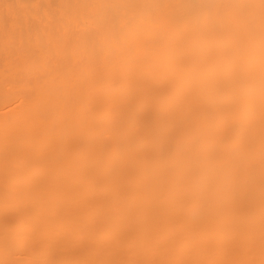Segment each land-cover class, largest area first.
Returning a JSON list of instances; mask_svg holds the SVG:
<instances>
[{"label":"bare ground","instance_id":"6f19581e","mask_svg":"<svg viewBox=\"0 0 264 264\" xmlns=\"http://www.w3.org/2000/svg\"><path fill=\"white\" fill-rule=\"evenodd\" d=\"M7 258L264 264V0H0Z\"/></svg>","mask_w":264,"mask_h":264},{"label":"rangeland","instance_id":"374dc122","mask_svg":"<svg viewBox=\"0 0 264 264\" xmlns=\"http://www.w3.org/2000/svg\"><path fill=\"white\" fill-rule=\"evenodd\" d=\"M4 261V262H3ZM0 264H15L13 260L11 261L9 258L4 259Z\"/></svg>","mask_w":264,"mask_h":264}]
</instances>
